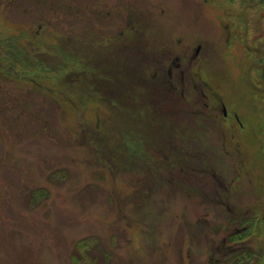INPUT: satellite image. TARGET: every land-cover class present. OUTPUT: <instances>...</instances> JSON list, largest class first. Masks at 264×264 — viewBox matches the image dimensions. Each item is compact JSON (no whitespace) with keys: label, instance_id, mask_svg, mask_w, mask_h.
Returning <instances> with one entry per match:
<instances>
[{"label":"rangeland","instance_id":"rangeland-1","mask_svg":"<svg viewBox=\"0 0 264 264\" xmlns=\"http://www.w3.org/2000/svg\"><path fill=\"white\" fill-rule=\"evenodd\" d=\"M263 66L257 0H0V264H264Z\"/></svg>","mask_w":264,"mask_h":264},{"label":"trees","instance_id":"trees-1","mask_svg":"<svg viewBox=\"0 0 264 264\" xmlns=\"http://www.w3.org/2000/svg\"><path fill=\"white\" fill-rule=\"evenodd\" d=\"M257 1H258L259 5H264V0H257ZM259 59H261V57ZM262 63H263V60H261V65H262ZM260 72L263 74V78H262V80H263L264 79V66L260 70ZM263 83H264V81H263ZM263 218H264V216H263ZM241 221H242V223H245L244 226H242L243 229H241L238 232H233L231 234L232 238H240L243 235L247 234L248 231H249V227L250 226H253V224H255V221L256 220L254 221V219H242ZM254 258H256V261L259 260L258 257L256 256V254L252 253L251 251L241 250V251L238 252V254H236L233 257V259L231 261V264H244V263H249ZM255 264H260V262L258 261Z\"/></svg>","mask_w":264,"mask_h":264},{"label":"flooded vegetation","instance_id":"flooded-vegetation-1","mask_svg":"<svg viewBox=\"0 0 264 264\" xmlns=\"http://www.w3.org/2000/svg\"><path fill=\"white\" fill-rule=\"evenodd\" d=\"M250 8H252V7H250ZM253 45H255L256 46V43H254ZM200 47V46H199ZM254 48H256V47H254ZM199 50V48H197L196 49V53H197V51ZM250 86V88L252 87V85H249ZM252 90V89H251ZM221 106V110H222V112H223V115L224 116H226V114H227V112L225 111V107H224V104L222 103V105H220ZM226 113V114H225ZM236 116V115H235ZM240 120V119H239Z\"/></svg>","mask_w":264,"mask_h":264}]
</instances>
